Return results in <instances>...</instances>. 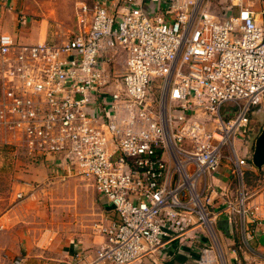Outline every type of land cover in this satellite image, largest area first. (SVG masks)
Returning <instances> with one entry per match:
<instances>
[{
	"label": "built area",
	"instance_id": "1",
	"mask_svg": "<svg viewBox=\"0 0 264 264\" xmlns=\"http://www.w3.org/2000/svg\"><path fill=\"white\" fill-rule=\"evenodd\" d=\"M78 17L60 44L12 54L0 36V145L91 180L115 212L65 264H131L196 228L206 262L220 217L247 243L255 167L235 141L264 107V0H106Z\"/></svg>",
	"mask_w": 264,
	"mask_h": 264
},
{
	"label": "crops",
	"instance_id": "2",
	"mask_svg": "<svg viewBox=\"0 0 264 264\" xmlns=\"http://www.w3.org/2000/svg\"><path fill=\"white\" fill-rule=\"evenodd\" d=\"M98 1L106 2L0 0V36L6 35L13 40L15 47L12 54L17 52L18 47L46 42L64 43L81 30L78 17L80 8L86 5L91 9ZM107 54L111 55L112 51ZM21 157L23 160L19 159ZM27 160L28 158L17 153L13 147L0 145V264H14L16 260H21L22 264H65L75 257L94 254L104 242V237L97 232L96 225H106L116 218L110 204L92 186V200L89 201V212L92 213L91 229L77 230L74 239L65 243L49 240L42 229L41 209L34 210L32 204L34 187L31 184L34 180L43 181L47 176V164L44 161L46 171L41 168L43 166L35 168ZM258 171L264 172L263 168ZM216 176V185L223 186L228 181L224 170ZM17 178L24 182H17ZM249 206L256 219L254 223L246 226L250 239L244 245L241 244L240 230L229 224L225 217L217 220L216 229L223 238L225 264H264V193L249 200ZM192 231L187 236H196L197 239L166 244L131 264H200L203 261V243L207 240L201 229ZM213 252L210 251L203 264H217Z\"/></svg>",
	"mask_w": 264,
	"mask_h": 264
},
{
	"label": "rangeland",
	"instance_id": "3",
	"mask_svg": "<svg viewBox=\"0 0 264 264\" xmlns=\"http://www.w3.org/2000/svg\"><path fill=\"white\" fill-rule=\"evenodd\" d=\"M263 126L264 107L260 108L251 117L249 130H245L235 141V149L239 155L244 158H251L255 135H259ZM19 159H22V157ZM27 161L33 164L35 168L43 166L41 168L44 170H46L45 162L48 164L47 161L44 162L41 158H28ZM246 172L244 174L243 191L246 197L252 200L264 193V172L257 169ZM46 175L43 181L34 180L35 182L32 181L31 183L34 187L32 204L34 210L39 211L41 209L42 229L44 233H47L49 240L53 242L58 240L65 243L74 239L77 230L91 229L92 227L89 201L92 200L93 184L91 180L76 176L73 173H51L48 170ZM17 182L23 183L24 181L17 178ZM216 233L219 245L213 248L212 255L217 264H224L220 259L223 256V238L217 229Z\"/></svg>",
	"mask_w": 264,
	"mask_h": 264
},
{
	"label": "water",
	"instance_id": "4",
	"mask_svg": "<svg viewBox=\"0 0 264 264\" xmlns=\"http://www.w3.org/2000/svg\"><path fill=\"white\" fill-rule=\"evenodd\" d=\"M251 162L258 170L264 168V126L254 141Z\"/></svg>",
	"mask_w": 264,
	"mask_h": 264
},
{
	"label": "trees",
	"instance_id": "5",
	"mask_svg": "<svg viewBox=\"0 0 264 264\" xmlns=\"http://www.w3.org/2000/svg\"><path fill=\"white\" fill-rule=\"evenodd\" d=\"M246 173H248V174H249V173H251V172H246Z\"/></svg>",
	"mask_w": 264,
	"mask_h": 264
}]
</instances>
